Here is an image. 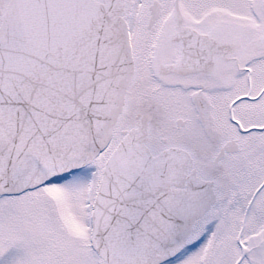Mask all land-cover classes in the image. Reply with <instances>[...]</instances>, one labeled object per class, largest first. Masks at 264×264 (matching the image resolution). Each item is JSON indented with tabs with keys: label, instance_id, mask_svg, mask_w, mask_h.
<instances>
[{
	"label": "snow or ice",
	"instance_id": "obj_1",
	"mask_svg": "<svg viewBox=\"0 0 264 264\" xmlns=\"http://www.w3.org/2000/svg\"><path fill=\"white\" fill-rule=\"evenodd\" d=\"M0 264H264V0H0Z\"/></svg>",
	"mask_w": 264,
	"mask_h": 264
}]
</instances>
